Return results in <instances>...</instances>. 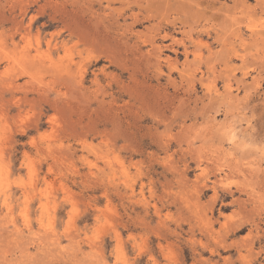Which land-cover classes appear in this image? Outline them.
Returning a JSON list of instances; mask_svg holds the SVG:
<instances>
[{"label": "rangeland", "instance_id": "rangeland-1", "mask_svg": "<svg viewBox=\"0 0 264 264\" xmlns=\"http://www.w3.org/2000/svg\"><path fill=\"white\" fill-rule=\"evenodd\" d=\"M0 264H264V0H0Z\"/></svg>", "mask_w": 264, "mask_h": 264}, {"label": "bare ground", "instance_id": "bare-ground-1", "mask_svg": "<svg viewBox=\"0 0 264 264\" xmlns=\"http://www.w3.org/2000/svg\"><path fill=\"white\" fill-rule=\"evenodd\" d=\"M84 36V35H83Z\"/></svg>", "mask_w": 264, "mask_h": 264}]
</instances>
